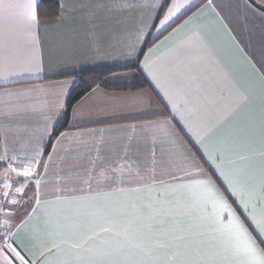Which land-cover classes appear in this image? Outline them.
<instances>
[{"label": "crops", "instance_id": "0c3cea01", "mask_svg": "<svg viewBox=\"0 0 264 264\" xmlns=\"http://www.w3.org/2000/svg\"><path fill=\"white\" fill-rule=\"evenodd\" d=\"M55 1L58 15L29 27L27 0H0V164L19 159L33 167L21 174L22 186L32 189L31 207L24 216L9 213L10 243L0 247V264H22L16 252L40 264V252L51 247L49 233L62 230L82 240L101 211L151 225L147 236L133 229L124 253L106 259L150 264L170 258L174 249L155 244L168 242L160 230L177 219L184 227L193 223V190L181 187L193 179L211 180L257 243L264 239L216 169L236 167L259 194L264 16L258 4ZM170 9L175 15L168 19ZM97 70H110L111 84L145 85L95 86L65 121L75 76ZM154 198L169 201L174 215H158ZM202 240L213 244L210 236ZM86 258V250L68 245L49 257Z\"/></svg>", "mask_w": 264, "mask_h": 264}, {"label": "snow or ice", "instance_id": "6c2138e0", "mask_svg": "<svg viewBox=\"0 0 264 264\" xmlns=\"http://www.w3.org/2000/svg\"><path fill=\"white\" fill-rule=\"evenodd\" d=\"M37 3L38 0H27L25 15L29 27L38 24ZM178 7L180 6H177V9ZM256 7L257 9L264 7V0H261ZM259 14L264 16V11ZM173 15L175 12L170 9L168 19H171ZM165 23L167 19L162 22V24ZM260 71L264 73V69ZM209 157L213 160L223 161L224 159L222 154L214 157L209 153ZM0 159L4 158L0 157ZM216 169L228 191L236 197V202L244 209L255 231L264 238V151L261 153L259 194L254 184L241 178L240 171L236 167L220 164L216 166ZM30 170L29 165L27 171ZM36 183L39 185V181ZM181 187L193 190L191 195L196 202L197 215L193 223L187 227H184L177 219L171 228L160 230L161 235L168 242L157 241L155 248L175 251L171 252L170 258L162 261L153 260L150 264H264V247H261L264 239L257 243V239L248 231L227 200L215 189L211 180L193 179L189 184ZM17 191L20 190L17 189ZM153 205H158L155 210L160 216L174 215L170 202L165 199L154 198ZM112 215L110 212L101 211L92 222L90 234L82 240L74 239L70 233L62 230L49 233L51 247L40 252L37 257L40 264H144V262L133 260L106 259V257L124 253L125 246L131 242L134 235L133 229L143 232L145 236L151 233V225L138 227V219L121 222L113 219ZM205 236L212 238L211 246H205L202 240ZM64 245L73 249L86 250L90 258L76 261L49 259L54 252H61ZM144 251L151 254L150 249H144ZM16 257L22 264H36V260L29 261L20 252H16Z\"/></svg>", "mask_w": 264, "mask_h": 264}, {"label": "trees", "instance_id": "16d2710c", "mask_svg": "<svg viewBox=\"0 0 264 264\" xmlns=\"http://www.w3.org/2000/svg\"><path fill=\"white\" fill-rule=\"evenodd\" d=\"M260 9L264 11V8H260ZM37 12H38V19L45 20V19L54 18L59 13V5L55 0H38ZM149 44L150 42L147 43L146 46H148ZM109 73L110 70H97V71L83 72L75 76L78 82L67 99L65 114L63 116V119H65V121H67L68 119V114L72 106L95 86H101L110 91H119V90H133L145 85L142 84L144 82H137L132 84H111L106 80L107 75H109ZM64 127L65 125L60 128H57V131L59 129H64ZM55 135L56 132L53 134V137ZM18 181L22 186L23 184L22 178H19ZM22 187L24 188V194H25L24 198L26 199V204L24 205V207L14 208V210L22 213L21 216H24L31 207L32 204L31 200L33 198L31 195L33 193H32V189L26 188L24 186ZM6 229L10 233V229H8L7 226Z\"/></svg>", "mask_w": 264, "mask_h": 264}, {"label": "built area", "instance_id": "2783aa9c", "mask_svg": "<svg viewBox=\"0 0 264 264\" xmlns=\"http://www.w3.org/2000/svg\"><path fill=\"white\" fill-rule=\"evenodd\" d=\"M28 168L27 161L19 159L0 164V247L3 249L9 248L10 243V233L6 229L9 213L12 209L22 208L26 204L24 188L18 179Z\"/></svg>", "mask_w": 264, "mask_h": 264}, {"label": "rangeland", "instance_id": "374dc122", "mask_svg": "<svg viewBox=\"0 0 264 264\" xmlns=\"http://www.w3.org/2000/svg\"><path fill=\"white\" fill-rule=\"evenodd\" d=\"M255 2H256V4H260L261 0H255ZM262 8H264V7H262ZM13 211H14V209L11 210V212H13Z\"/></svg>", "mask_w": 264, "mask_h": 264}]
</instances>
